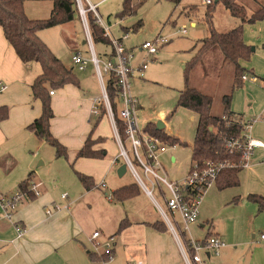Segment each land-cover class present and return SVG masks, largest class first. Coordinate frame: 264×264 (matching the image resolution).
Returning <instances> with one entry per match:
<instances>
[{
    "label": "crops",
    "instance_id": "obj_1",
    "mask_svg": "<svg viewBox=\"0 0 264 264\" xmlns=\"http://www.w3.org/2000/svg\"><path fill=\"white\" fill-rule=\"evenodd\" d=\"M28 2L30 3L25 4V10L29 18L40 20L51 15V1ZM93 5L97 6L98 10L99 4ZM44 12L47 15H43ZM71 23L60 27H67ZM191 25L197 27L195 22ZM39 36L45 42L46 38H49L50 43L54 45L48 32L42 31ZM203 38L205 37L201 39ZM243 38L252 48V56L249 61L242 62V66L253 75H247L248 79L244 80L242 88L233 93L230 106L234 113L241 114L248 123L246 137L264 142V20L246 24ZM201 39L192 47L193 55ZM122 42L124 45V41ZM139 48L128 49L138 50L136 54L143 56L133 62L134 66H138L143 59L147 63L149 60L154 62L158 53L144 56V52L139 51ZM78 53L81 54H76ZM73 57L71 66L67 65V68L76 67ZM215 64L220 79L223 69L218 62L215 61ZM89 69L88 67L86 72ZM41 71L38 63H22L0 28V107L9 108L8 119L0 122V199L16 196L23 181H28L30 186H38L34 191L36 198L23 200L9 219L5 216L0 200V264H82L87 256L89 258L90 252L104 251L102 248L97 249V243L104 244L111 237L114 250L140 252L137 259L143 264H186L182 240L175 227L173 229L168 223V219L172 222L173 217L166 207L167 193L164 189L156 188L150 193L151 186L138 167L135 168L136 173L132 171L137 182L123 180L127 172L122 178L117 174V170L123 165L118 163L122 158V148H125L129 155L132 150L129 142H122L119 138L116 122L107 112L100 116L92 114L94 102L99 97L94 93L96 85L98 86L94 73L90 71L85 74L83 81L79 79L80 87L67 85L51 96L54 112L51 133L67 148L68 159L56 158L55 153L47 151V143L28 130L42 114V104L33 99L31 90ZM253 77L255 80L251 79ZM143 78L144 76L135 75L132 82ZM223 109L224 105L221 114ZM94 118L95 124L92 122ZM148 123L154 122L149 121L145 126ZM92 131L93 139H103L94 149L105 150V157L77 159L78 151ZM176 138L181 141L179 137ZM130 158L133 161V157ZM171 160L175 162V156H172ZM76 172L92 177L95 187L86 190ZM239 177L240 186L243 185L246 195L264 197V150L254 151L249 164L240 172ZM135 183L140 184L144 192L141 189L140 195L123 203L99 195V192L108 188L110 196L114 191ZM63 194L67 197L62 198ZM156 196L164 202L165 208L159 201L157 203L154 198ZM102 199L109 203V206L103 209L100 205ZM147 199H150L151 203L153 201L154 205L150 206ZM93 208L100 209V214L92 224L93 230L90 231L87 219L92 222L89 213ZM124 219L130 222V226L117 236L115 233ZM158 221L165 222L168 232H158L144 224ZM207 224L209 223L200 225V228H205ZM212 226L210 224L208 229L213 228ZM18 228L23 229L22 235H19ZM213 230L214 232H209L223 241L219 231L214 228ZM95 232L101 234L97 240L92 238ZM89 248H92L91 251L86 252ZM227 248L229 246L225 245L218 258L224 259L231 255V249ZM211 258L207 255L205 264ZM114 261L115 252L110 263L113 264Z\"/></svg>",
    "mask_w": 264,
    "mask_h": 264
},
{
    "label": "rangeland",
    "instance_id": "obj_2",
    "mask_svg": "<svg viewBox=\"0 0 264 264\" xmlns=\"http://www.w3.org/2000/svg\"><path fill=\"white\" fill-rule=\"evenodd\" d=\"M141 1L143 0H132L133 5L139 4ZM89 2L99 4L97 11L104 25L110 29L111 36L114 39L118 40L128 36L127 39H123L124 46L127 49L140 47L146 40L154 41L160 36L168 41L167 44L160 47L158 54L154 57V62L149 60L144 78L132 82L131 87L133 95L139 102L135 113L139 128L144 129L145 124L149 121L155 124L162 122L165 133L179 137L181 142L184 143L176 146L166 145V153L159 154V161L162 166L159 173L167 177L169 181L183 182L192 169L191 146L196 134L198 117L194 112L178 107L177 103L180 95L179 91L185 88L184 72L186 64L193 57L192 47L199 39L208 36L204 16L209 6L204 0H182L177 6L168 1L147 0L137 5L133 15L120 19L119 13L122 11L125 0H89ZM242 2L241 4L249 12L256 11L259 7L264 6V0H243ZM27 3L30 2L26 1L25 4ZM29 6L30 4H28ZM190 9L192 10L190 11ZM31 12L33 11L31 10ZM189 12L191 16L187 15ZM43 15L47 14L44 12ZM138 21L143 22L142 27L133 30L132 27ZM192 22H195L197 27H192ZM237 23L238 21L221 4L215 7L213 26L217 30L227 32L233 29ZM123 28L129 29V33L125 34ZM43 31L48 32L54 45L50 43L49 38H46L47 43L40 38L58 58L61 57L60 59H62L65 66H71L72 57L77 52L91 57L90 45L79 11H76L74 21L67 27L56 26V28ZM184 31H186V34L183 33ZM84 42L86 44H83ZM93 49L101 62V68H103L104 63L110 58L113 46L93 40ZM142 54L145 56L146 53ZM142 57L139 53L135 54L133 62L140 60ZM215 61L223 69L221 70L220 79H218L219 73ZM88 67L90 68L88 72L81 71L77 67L74 68V72L81 81L84 80L85 74H89L90 71L92 74L94 73L95 80L98 81L94 93L101 99L103 91L95 65L91 63ZM233 78V66L225 60L219 50L208 54L194 71L192 76L194 85L214 97L212 112L215 116L221 114L224 105L223 100L230 93ZM103 80L106 82L108 77L104 76ZM120 110L121 106L118 111ZM92 122L95 124L96 119L94 118ZM46 148L52 154L55 153L54 148L49 144L46 145ZM130 156L133 157L131 151ZM172 156H175V162H172ZM124 162H126L125 159L121 158L118 163L121 165ZM138 170L140 173L142 172L141 169ZM123 180L137 182L129 167ZM162 189L168 194L165 187H162ZM105 191L102 190L99 195L108 199L109 189L107 188ZM142 192H144L143 189ZM249 195L245 194L243 185L219 190L211 184L203 192L199 218L195 224L188 227L185 233L186 238L203 241L208 231L214 232V228L223 236L225 245L229 246L227 250L231 249L232 251L231 255L224 259L218 258L220 255L213 256L207 264H264V240H262V236H264V209L259 211L258 205L247 198ZM154 198L157 199V203L159 201L161 206L165 208L164 202L159 200L158 196ZM147 200L150 206L154 205L153 201L151 203L150 199ZM100 205L103 209L109 206V203L102 199ZM89 214L92 222L87 219V224L90 227L89 230L92 231V224L98 219L100 209L93 208ZM171 220L178 236L182 239L181 234H183L185 228L180 215L177 214L175 220L173 218ZM206 222L209 224L203 229L200 228V225L206 224ZM210 224L213 225V228L208 229ZM101 240L104 241V239ZM91 249H87L86 252L91 251ZM222 249L219 254H222ZM138 256H140V252L131 253L124 251V249H118L115 250L113 264L138 262ZM82 264H112V262L93 263L87 256Z\"/></svg>",
    "mask_w": 264,
    "mask_h": 264
},
{
    "label": "trees",
    "instance_id": "obj_3",
    "mask_svg": "<svg viewBox=\"0 0 264 264\" xmlns=\"http://www.w3.org/2000/svg\"><path fill=\"white\" fill-rule=\"evenodd\" d=\"M26 1H51L53 9L51 15L46 19L34 20L27 16L25 11ZM141 1L139 4H142ZM168 1L174 5H179L182 0H156ZM243 0H213L209 4L208 11L205 13L204 22L208 29V36L200 40L198 49L192 59L186 64L184 72L185 88L180 91L177 106L194 112L197 119L196 134L191 152L192 169L197 171L206 170L209 167L219 168L217 170L213 185L219 190L240 186V172L243 166V146L246 142V127L248 123L241 114L234 113L231 110V99L233 93L244 85L243 76L253 75L242 66V62L249 61L252 56V48L244 42V26L264 20V6L256 11L249 12L241 3ZM133 5L132 0H125L119 18L124 19L128 15H133L137 5ZM221 4L230 15L238 21L233 29L227 32H221L213 26L214 10ZM192 9H190L191 11ZM76 11L78 12L75 0H0V28L13 47L17 56L24 64L38 63L41 66V74L35 79L31 86L32 97L39 100L42 104V114L29 127L37 137L43 139L55 150L56 158L68 159L67 148L60 143L51 133V120L54 118L52 109L51 92L61 90L67 85L80 87V80L74 69L67 68L62 60L58 58L46 43L40 38L39 33L45 29L54 28L74 21ZM189 12L187 15L189 16ZM88 24L94 41L103 42L112 45L109 38L105 36L104 29L98 24L96 17L92 12L87 14ZM143 22L138 21L133 27L136 30L142 27ZM126 33L129 29L123 28ZM219 50L225 60L233 66L234 78L230 88V93L224 97V109L218 116L212 115V106L214 97L198 89L193 84L192 76L196 68L203 59L211 52ZM114 56V49L110 57ZM106 91L115 114L116 125L119 136L123 141L126 139L125 125L119 118V89L114 76H111L106 82ZM106 110L102 108L101 115ZM9 108L0 107V122L8 119ZM96 127V126H95ZM143 133L148 136L157 137L167 146L183 145L178 138L158 130L155 123H148ZM93 131L87 138L84 146L78 151L77 159H102L105 157V150L94 149L95 145L103 139H93ZM73 166V165H72ZM79 181L86 190L95 187L92 177L76 172ZM28 181H23L19 186V192L24 194V200H33L35 193L31 190ZM190 191V189H188ZM141 188L138 184H132L114 191L110 196L112 200L123 203L140 195ZM255 202L259 211L264 209V197L251 194L247 197ZM146 226L162 233L168 232V227L163 221L154 223H144ZM130 226V222L124 219L115 235L121 234ZM181 234V240L184 247L190 255L194 251L190 247V240L186 238L184 232ZM213 233H207L204 240L210 238ZM113 238V237H111ZM110 238V239H111ZM203 240V241H204ZM114 247L109 251L90 252L89 259L93 263H107L114 258Z\"/></svg>",
    "mask_w": 264,
    "mask_h": 264
},
{
    "label": "built area",
    "instance_id": "obj_4",
    "mask_svg": "<svg viewBox=\"0 0 264 264\" xmlns=\"http://www.w3.org/2000/svg\"><path fill=\"white\" fill-rule=\"evenodd\" d=\"M77 4V9L79 11L80 17L83 21V25L86 30L88 42L91 49V57H85L82 54L78 53L73 57V63L81 71H86L88 66L91 63H94L96 68V73L101 84L103 91V97L94 102L92 108V114L95 116L101 115V110L104 108L108 115H110L113 120H115V114L112 110L107 91H106V82H104L103 77L107 76L108 79L111 76H114L117 81V87L119 89V101L121 105V110L119 111V118L123 121L125 125V141L130 143L133 161L130 158L129 152L122 148L120 156L125 159L126 165L134 172L135 168L138 167L141 169L142 174L145 180L150 184L151 190L165 187L168 194L165 198V203L168 212L175 220V216L180 215L183 226L184 233L187 232L188 227L197 222L199 218V209L202 204L203 192L213 183L217 170L219 168L209 167L203 171H197L196 169H191L188 177L181 182H172L169 181L167 177L162 176L159 171L162 169L161 163L159 161V154L165 153L167 147L163 144L159 138L148 136L143 133L137 124L136 119V110L138 108V100L132 93V79L135 75L138 77H143L145 71L148 68V63L145 59L139 63L138 66L133 65V60L135 59V54L138 50H128L123 45V40L114 39L110 32L109 28L104 25L101 16L97 11V6L91 4L89 0H75ZM207 5L212 4L213 0H204ZM92 12L96 17L98 24L104 29V34L109 38L113 49L114 56L110 57L101 68L100 60L97 58L96 53L93 49V38L88 24L87 14ZM186 34V31L183 32ZM128 36H124L123 39H127ZM168 41L163 37H158L154 41L144 42L139 51L145 52L147 56L155 55L158 53L159 48ZM248 76L244 75L243 80H247ZM255 80V78H251ZM51 95L54 92L50 93ZM116 122V120H115ZM114 122V123H115ZM116 131L118 133L117 125ZM121 139V137L119 136ZM122 142H124L121 139ZM257 149L264 150V142L256 139L247 138L245 145L243 146V166L244 168L249 164V160L253 155L254 151ZM139 179V178H138ZM141 181V179H139ZM142 182V181H141ZM104 187V184H102ZM38 188L37 185L32 186V191H36ZM190 189V191L188 190ZM64 195L62 198H66ZM26 198L24 194L18 193L13 198H1V205L4 210L6 218H11L14 211L18 205ZM108 199H112L111 196H108ZM169 225L174 229V223L168 219ZM19 235H22L23 229L18 228ZM101 234L95 232L92 236L94 240L99 239ZM264 239V236H262ZM190 240V247L193 249V255H190L188 250L185 249V261L186 264H205V259L207 255L218 256L222 248L225 247V243L218 237L211 236L210 238L204 241H195ZM113 240L109 239L104 244L97 243V249L102 248L104 251H109L113 247ZM128 264H143L141 262H129Z\"/></svg>",
    "mask_w": 264,
    "mask_h": 264
},
{
    "label": "water",
    "instance_id": "obj_5",
    "mask_svg": "<svg viewBox=\"0 0 264 264\" xmlns=\"http://www.w3.org/2000/svg\"><path fill=\"white\" fill-rule=\"evenodd\" d=\"M158 130H163L164 129V124L162 122H158L156 124ZM127 172V165L123 164L122 166L119 167L117 170V174L120 178H122ZM209 256V255H208Z\"/></svg>",
    "mask_w": 264,
    "mask_h": 264
}]
</instances>
